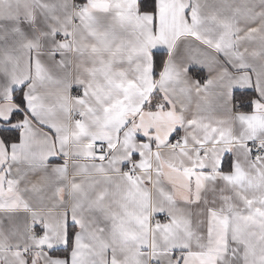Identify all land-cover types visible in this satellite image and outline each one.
<instances>
[{
  "label": "snow or ice",
  "instance_id": "snow-or-ice-1",
  "mask_svg": "<svg viewBox=\"0 0 264 264\" xmlns=\"http://www.w3.org/2000/svg\"><path fill=\"white\" fill-rule=\"evenodd\" d=\"M0 264H264V0H0Z\"/></svg>",
  "mask_w": 264,
  "mask_h": 264
}]
</instances>
